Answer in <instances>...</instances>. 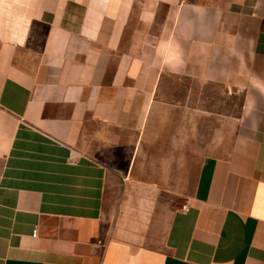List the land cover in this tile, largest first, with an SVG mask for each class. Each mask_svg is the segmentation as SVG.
Here are the masks:
<instances>
[{"label":"crops","instance_id":"obj_1","mask_svg":"<svg viewBox=\"0 0 264 264\" xmlns=\"http://www.w3.org/2000/svg\"><path fill=\"white\" fill-rule=\"evenodd\" d=\"M0 264H264V0H0Z\"/></svg>","mask_w":264,"mask_h":264}]
</instances>
